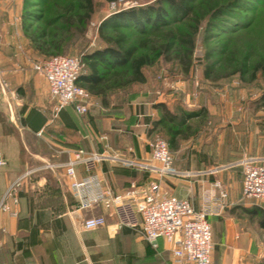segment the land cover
<instances>
[{
  "label": "rangeland",
  "instance_id": "374dc122",
  "mask_svg": "<svg viewBox=\"0 0 264 264\" xmlns=\"http://www.w3.org/2000/svg\"><path fill=\"white\" fill-rule=\"evenodd\" d=\"M153 1L92 0L87 17L79 18L84 11L81 0H0L5 13L0 23L4 19L7 23V40L19 37L17 51L31 66L55 53L80 57L101 46L105 38L126 34L136 53L151 59L144 69L146 83L110 89L108 106L99 105L116 114L131 108L137 98L135 105L142 107L164 99L173 112L196 111L198 115L178 127L179 135L169 143L175 169L221 167L243 156L264 158V0H241V4L196 0L190 15L147 34L131 28L99 32V24L110 14ZM215 6H224L222 20L210 16ZM2 35L0 27V39ZM36 35L43 36L39 42L47 43L43 50L31 40ZM56 40L62 42L64 52L52 46ZM116 127L128 136L132 130L144 133L146 150L157 137L170 141V129L162 126L149 131V125L133 129L118 123ZM219 175L229 191L228 204L248 202L241 194L239 166L223 169ZM247 207L255 212L237 207L231 214L225 208L222 216H232L239 227L253 233L262 248L256 263L264 262V230L258 225L264 210L254 202Z\"/></svg>",
  "mask_w": 264,
  "mask_h": 264
},
{
  "label": "crops",
  "instance_id": "0c3cea01",
  "mask_svg": "<svg viewBox=\"0 0 264 264\" xmlns=\"http://www.w3.org/2000/svg\"><path fill=\"white\" fill-rule=\"evenodd\" d=\"M0 15H5L3 10ZM0 27H3L0 71L9 83L7 94L0 92V160L4 162L0 165V200L14 178L32 170L17 192V205L9 200L11 210L16 213L0 212V264H173L170 246L164 239L158 238L153 246L104 210L95 211L104 213L103 226L83 230L82 220L90 212L77 208L62 167L74 149L107 147L130 159L148 160L150 149H145L146 135L133 130L127 133L129 136L121 134L122 128L118 129L116 124L129 125V128L148 126L141 118L158 117L160 111L153 104L164 99H153L142 107L135 105L137 98L131 108L116 114L108 112L94 99L87 114L79 115L71 106H66L53 116L47 81L17 51L19 37L11 36L7 40L5 19ZM129 146L131 152L127 150ZM46 164L53 166L46 167ZM141 171L113 160L97 169L103 182L118 191L146 177ZM83 174L79 167L78 177ZM211 180L210 175L171 176L164 179L163 187L170 195L190 199L193 207L199 209L204 187ZM228 198L229 191L224 209L209 218L213 263L264 264L261 260L256 263L262 248L253 233L239 227L232 216H222L225 208L231 214L237 207L245 213H254V208L247 207L253 201L246 199L250 203L230 205ZM220 217L223 220L219 221ZM258 225L262 228L259 221Z\"/></svg>",
  "mask_w": 264,
  "mask_h": 264
},
{
  "label": "built area",
  "instance_id": "2783aa9c",
  "mask_svg": "<svg viewBox=\"0 0 264 264\" xmlns=\"http://www.w3.org/2000/svg\"><path fill=\"white\" fill-rule=\"evenodd\" d=\"M32 68L47 81L53 100V116H57L66 106H71L79 115L89 111L90 93L76 83L83 69L79 56L53 55L35 61ZM7 90L9 83L0 71V92L7 94ZM149 145L150 157L144 161L124 157L122 153L111 152L107 147L70 151L62 167L77 208L90 212L82 220L83 230L103 226L104 213L95 211L104 210L112 214L120 225L140 233L153 246L158 238L164 239L170 246L173 264H214L209 218L219 215L226 206L227 188L220 178L208 181L203 190L201 206L195 209L190 199L167 193L163 181L171 176L187 178L217 175L223 169L239 166L242 197L264 210V158L243 156L221 167L192 171L173 167L168 143L164 138L157 137ZM127 150L131 152L132 147L129 146ZM109 160L146 171L149 178L141 184L131 182L125 192L117 193L97 173L98 167ZM3 164V160H0V165ZM50 166L53 164H46V167ZM79 167L84 172L81 177L77 175ZM31 172L25 171L9 183L0 200V212L16 213L11 210L9 200L17 205V192Z\"/></svg>",
  "mask_w": 264,
  "mask_h": 264
},
{
  "label": "trees",
  "instance_id": "16d2710c",
  "mask_svg": "<svg viewBox=\"0 0 264 264\" xmlns=\"http://www.w3.org/2000/svg\"><path fill=\"white\" fill-rule=\"evenodd\" d=\"M195 1L196 0H154L151 3L132 6L110 14L101 21L98 29L99 32L102 33L104 30L116 31L120 28H131L139 31L141 34H147L149 31L161 26L169 25L180 17H182L181 19H184L186 16L190 15L193 11V4ZM239 2L241 4V0H234V3ZM91 3L92 0H81L80 7L84 11L79 18L87 17V14H89L88 10L91 8ZM226 12L229 13V11ZM223 13H225L224 6H215L210 10V16L217 20L223 19L219 17ZM42 38V35H36L31 39L32 42L38 46L37 48L41 50L47 46L46 42H39V39ZM104 40L105 41L101 46L84 52L80 56L83 63V69L76 83L84 87L90 93L91 105L93 99L97 98L99 104L108 106L109 100L106 96L107 91L110 89L127 86L129 84L146 83L147 78L144 69L151 63V59L147 54L136 53L135 44L130 43L127 35L124 33H119L115 37H108ZM61 43L60 40H56L52 46L57 50L64 52L61 48ZM55 55L70 54L55 53ZM50 56L51 54L45 58ZM135 94L137 93H134V95ZM153 107L160 111V115L154 118L143 116L141 119L148 123V131L154 130L159 126L165 127L168 130L170 129V141L164 138L167 141L170 150L169 143L174 142L175 137L180 133L178 127L183 125L189 118L198 114L194 110L184 109H181L179 112H173L171 107L167 105L166 100L154 103ZM211 167H214V165L204 166L202 168ZM141 174L142 176L146 175V177H142V179L132 182L141 184L148 180V172L141 171ZM219 177L220 176L218 175H210L211 179ZM130 184L123 190H114L117 193L125 192ZM259 223L260 226L264 228V217L259 220Z\"/></svg>",
  "mask_w": 264,
  "mask_h": 264
}]
</instances>
